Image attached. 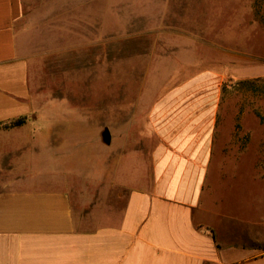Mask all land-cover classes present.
<instances>
[{
    "label": "crops",
    "instance_id": "0c3cea01",
    "mask_svg": "<svg viewBox=\"0 0 264 264\" xmlns=\"http://www.w3.org/2000/svg\"><path fill=\"white\" fill-rule=\"evenodd\" d=\"M28 1L0 0V124L26 117L0 127V264H264V120L220 116L202 71L87 166L83 195L61 120L31 112Z\"/></svg>",
    "mask_w": 264,
    "mask_h": 264
},
{
    "label": "rangeland",
    "instance_id": "374dc122",
    "mask_svg": "<svg viewBox=\"0 0 264 264\" xmlns=\"http://www.w3.org/2000/svg\"><path fill=\"white\" fill-rule=\"evenodd\" d=\"M16 26L31 112L61 120L67 178L83 195L87 166L202 71L221 87L220 116L264 120V0H29Z\"/></svg>",
    "mask_w": 264,
    "mask_h": 264
},
{
    "label": "trees",
    "instance_id": "16d2710c",
    "mask_svg": "<svg viewBox=\"0 0 264 264\" xmlns=\"http://www.w3.org/2000/svg\"><path fill=\"white\" fill-rule=\"evenodd\" d=\"M251 81H249V80H241V81H239L238 83L239 84H249ZM25 116H23V117H19V118H17V119H14V120H11V121H9V122H6V123H4V124H0V127L1 126H4V127H10V126H16V125H20V124H22L24 121H25Z\"/></svg>",
    "mask_w": 264,
    "mask_h": 264
},
{
    "label": "water",
    "instance_id": "95a60500",
    "mask_svg": "<svg viewBox=\"0 0 264 264\" xmlns=\"http://www.w3.org/2000/svg\"><path fill=\"white\" fill-rule=\"evenodd\" d=\"M104 136H105V141L109 142L110 136H109V131L107 129L105 130Z\"/></svg>",
    "mask_w": 264,
    "mask_h": 264
}]
</instances>
